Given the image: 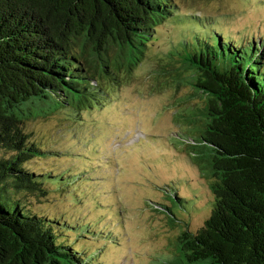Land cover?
I'll return each mask as SVG.
<instances>
[{
  "label": "trees",
  "instance_id": "1",
  "mask_svg": "<svg viewBox=\"0 0 264 264\" xmlns=\"http://www.w3.org/2000/svg\"><path fill=\"white\" fill-rule=\"evenodd\" d=\"M177 12L174 0H0V264H95L98 255L75 248L90 224L75 228L35 207L52 185L59 193L76 186L63 173L29 168L49 150L25 125L103 106V79L120 84L157 28L177 17L183 32L172 58L181 65L160 71L176 86L191 84L203 103L178 114L185 129L173 136L213 196H183L177 188L186 183L177 179L152 201L179 228L160 264H264V43L236 44L215 27L190 37L210 20ZM70 229L76 244L64 240ZM98 230L93 223L97 240Z\"/></svg>",
  "mask_w": 264,
  "mask_h": 264
},
{
  "label": "rangeland",
  "instance_id": "2",
  "mask_svg": "<svg viewBox=\"0 0 264 264\" xmlns=\"http://www.w3.org/2000/svg\"><path fill=\"white\" fill-rule=\"evenodd\" d=\"M174 2L180 16L210 20V27L195 29V35L189 33L194 26L182 21L190 37L215 27L223 38L236 44L247 45L252 39L264 43V0ZM177 18L157 28L142 63L126 73L120 84L103 79L110 95L103 106H83L79 119L62 109L25 125L34 140L49 150L29 168L39 173H63L65 185L76 186L73 191L59 193L52 185L47 199H34L35 207L73 226L88 223L91 234L93 223L100 228L99 240L87 234L88 238L74 241L71 234L76 236L77 229H70L64 239L77 242L79 250L98 255L95 264H160L171 254L179 228H173L152 202L163 199L170 180L186 183L177 188L183 196L197 194L212 200L205 178L187 154V145L174 138L185 129L178 114L201 105L203 99L191 96V84L176 86L160 71L166 65H181L172 58L183 32ZM188 44L182 42L177 47L185 49ZM77 171L81 173L73 174ZM184 206L188 211V205ZM196 222L198 219H192L190 225Z\"/></svg>",
  "mask_w": 264,
  "mask_h": 264
}]
</instances>
